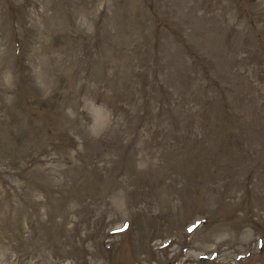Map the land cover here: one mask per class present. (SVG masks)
Listing matches in <instances>:
<instances>
[{"label": "rangeland", "instance_id": "1", "mask_svg": "<svg viewBox=\"0 0 264 264\" xmlns=\"http://www.w3.org/2000/svg\"><path fill=\"white\" fill-rule=\"evenodd\" d=\"M0 264H264V0H0Z\"/></svg>", "mask_w": 264, "mask_h": 264}]
</instances>
